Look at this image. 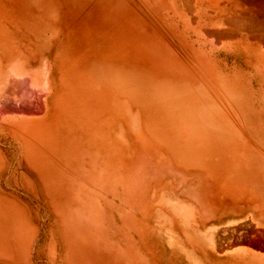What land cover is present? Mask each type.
<instances>
[{
    "label": "rangeland",
    "instance_id": "1",
    "mask_svg": "<svg viewBox=\"0 0 264 264\" xmlns=\"http://www.w3.org/2000/svg\"><path fill=\"white\" fill-rule=\"evenodd\" d=\"M172 15L0 0V264H264V72Z\"/></svg>",
    "mask_w": 264,
    "mask_h": 264
},
{
    "label": "bare ground",
    "instance_id": "2",
    "mask_svg": "<svg viewBox=\"0 0 264 264\" xmlns=\"http://www.w3.org/2000/svg\"><path fill=\"white\" fill-rule=\"evenodd\" d=\"M160 1L163 4H165L167 9L173 14L172 16H175L180 21V23L183 24L184 28L188 29L196 37V39L199 40L200 43L204 45L214 44V45H224V46L236 48L245 54V56L247 57L250 63H252L261 72H264V0H160ZM26 75L28 74L26 73ZM34 94H37V92H34ZM40 94H38L36 98H38ZM43 95L41 97H43ZM31 99L35 101V99L33 98ZM31 105L32 104H30V106ZM39 107L42 109L41 106ZM20 110L22 112L23 111L25 112V109L24 110L20 109ZM22 112L20 114L19 113L17 114L21 115L24 113ZM33 114L36 115L35 113ZM19 122L21 123V121ZM19 122L17 124H19ZM21 126L22 125H20V127ZM37 128L40 129V127L36 126V129ZM28 129L29 127L25 128L24 132L25 133L28 132L25 131ZM32 129H34V126L30 128V130ZM28 134H32V132ZM31 136L33 138L32 140L36 139L35 137H33L34 135ZM31 136L29 135V137ZM254 244L257 243H252V245L249 244L254 250L261 251L263 249L261 247L260 249L258 247L259 245L256 246Z\"/></svg>",
    "mask_w": 264,
    "mask_h": 264
}]
</instances>
